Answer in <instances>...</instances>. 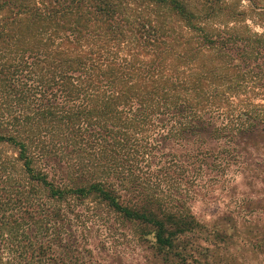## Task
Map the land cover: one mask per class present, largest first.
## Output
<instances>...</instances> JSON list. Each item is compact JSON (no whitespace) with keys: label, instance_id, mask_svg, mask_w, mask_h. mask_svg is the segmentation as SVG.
<instances>
[{"label":"trees","instance_id":"obj_1","mask_svg":"<svg viewBox=\"0 0 264 264\" xmlns=\"http://www.w3.org/2000/svg\"><path fill=\"white\" fill-rule=\"evenodd\" d=\"M215 8L0 0V264H86L93 205L165 254L207 232L189 203L264 130L262 106L233 94L259 38L213 29Z\"/></svg>","mask_w":264,"mask_h":264},{"label":"rangeland","instance_id":"obj_2","mask_svg":"<svg viewBox=\"0 0 264 264\" xmlns=\"http://www.w3.org/2000/svg\"><path fill=\"white\" fill-rule=\"evenodd\" d=\"M187 1L216 5L210 24L215 30L235 28L246 37L258 36L255 61L240 69L247 72L243 90L233 94L236 108L261 105L264 110V0ZM237 149L243 153L241 164H232L225 184L216 186L210 197L189 203L207 232L178 237L171 251L180 253L176 263L167 261L171 253L157 248L155 237H139L134 224L93 205L83 209L79 222L86 264H264V130Z\"/></svg>","mask_w":264,"mask_h":264}]
</instances>
